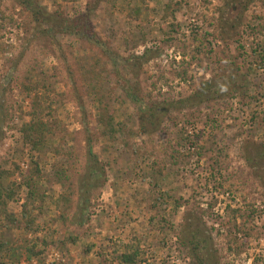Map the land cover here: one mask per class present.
<instances>
[{
	"label": "rangeland",
	"instance_id": "rangeland-1",
	"mask_svg": "<svg viewBox=\"0 0 264 264\" xmlns=\"http://www.w3.org/2000/svg\"><path fill=\"white\" fill-rule=\"evenodd\" d=\"M37 2L58 24L88 16L135 66L122 78L110 64L98 70L110 71L101 76L115 96L120 131L109 140L81 87L83 68L106 58L0 0V264H125L124 253L197 264L190 231L209 240L211 264H264V0ZM125 81L142 105L126 98ZM152 104L165 115L143 129ZM39 120L54 136L35 151L24 128ZM89 136L99 178L83 196Z\"/></svg>",
	"mask_w": 264,
	"mask_h": 264
},
{
	"label": "trees",
	"instance_id": "trees-1",
	"mask_svg": "<svg viewBox=\"0 0 264 264\" xmlns=\"http://www.w3.org/2000/svg\"><path fill=\"white\" fill-rule=\"evenodd\" d=\"M19 3L20 7L24 8L27 12L31 14L33 19L40 24H45L46 27V34L47 35H55L56 33H61L62 35H72L76 37L78 40L86 42L90 46L96 48L105 58V61L97 59V62L91 66L90 70L88 68H83V79L81 87L86 90V94L92 96L93 101H98L100 109V117L98 118V123L101 127L105 130L104 136L109 140H114L118 138V131H120L119 127L115 124V119L111 115L109 110L110 100L113 99L115 96L107 92V87L105 85V76L102 77L101 74L107 73L104 71L103 73H99L98 70H104L106 65L112 66V74L117 75L122 78L123 71H129L132 65L135 66L134 63L131 62V58H125L115 52L111 48L108 47L106 42L100 39L95 32V29L92 23L87 19L88 16H83L80 19H77L75 22H72L70 26H67L64 23H59L61 18L55 17L53 14H49L48 11L41 6L37 0H15ZM62 21H65L63 18ZM62 25V26H61ZM59 32H58V31ZM57 31V32H56ZM147 56V53L144 56L137 57V60L144 59ZM85 66H89L86 62ZM131 67V68H130ZM106 74V76H107ZM126 85L122 88L125 92L126 98L133 104L142 105L143 100L139 97V93H137V89L134 86L129 85V81H125ZM211 89L210 87H207ZM204 91V90H203ZM197 100L195 103H202L205 100L203 94H197ZM108 99V100H107ZM193 98H189L187 100L179 102V104H183L187 106L188 104L193 103ZM80 105H83L82 98H80ZM39 108H36V111ZM161 106H154L153 104L147 108L143 109V115L141 116V125L142 128L145 129L147 126L155 127L157 129L160 125V117L165 115V111L162 113ZM88 130V126L86 125ZM24 135L26 142L32 146V149L35 151H42L43 149L48 148V141L54 136L52 133V126L49 123H43L39 120L37 123L26 125L24 128ZM88 139V160H89V170L86 175V179L83 185V196H88L91 193L92 185L94 182L99 178L98 177V169L97 163L98 158L96 154L93 152L92 147V139L91 136ZM180 145H188L189 147H194V144L191 142L190 139L180 138ZM60 177L64 175L63 172H60ZM62 186L65 187L63 184V180L59 182ZM29 186L30 191L28 194V201H36L38 199V192L37 187L35 184L28 183L27 187ZM74 194L70 192L68 194L69 198L64 199V202H70L71 196ZM0 198H2V193H0ZM10 199V197H9ZM158 201V199H156ZM164 201L165 198H164ZM179 207V206H177ZM188 247L194 255V261L197 264H211L210 262V252H209V240L205 237H201L197 232L190 231L188 236H186ZM34 254V253H33ZM137 253H124L120 256L121 261L125 264H138L137 260Z\"/></svg>",
	"mask_w": 264,
	"mask_h": 264
}]
</instances>
